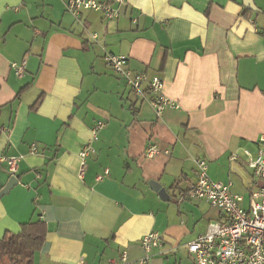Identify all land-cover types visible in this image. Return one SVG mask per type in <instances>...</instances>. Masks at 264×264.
<instances>
[{"label":"crops","instance_id":"obj_1","mask_svg":"<svg viewBox=\"0 0 264 264\" xmlns=\"http://www.w3.org/2000/svg\"><path fill=\"white\" fill-rule=\"evenodd\" d=\"M66 1L0 0V156L18 157V182L0 197V239L41 220L33 264H106L121 251L144 256L139 239L154 231L162 243L150 264H193L186 243L224 218L186 196L194 159L244 206L259 184L229 157L254 152L264 133V0H253L256 10L243 0H98L118 10L111 19L74 18ZM105 52L158 76L178 107L156 116ZM97 121L81 179L78 153ZM151 143L159 153L146 158ZM10 176L0 163V190Z\"/></svg>","mask_w":264,"mask_h":264},{"label":"built area","instance_id":"obj_2","mask_svg":"<svg viewBox=\"0 0 264 264\" xmlns=\"http://www.w3.org/2000/svg\"><path fill=\"white\" fill-rule=\"evenodd\" d=\"M115 3L125 4L126 0H113ZM65 10L74 18H78L82 11H98L105 18H115L118 10L107 1L98 0H67ZM95 37V35H93ZM103 60L106 66L125 84L135 97L145 98L156 116H161L167 108H177L175 101L163 93V82L156 75H148L144 71H133L127 66V57L105 52ZM15 72L20 75L22 66L16 67ZM104 127L103 121H97L91 129L92 138L80 149L78 176L83 179L87 156L94 152L92 141L96 134ZM254 152L243 149L241 155L232 154L230 162L239 163L249 168L253 176L259 181L257 188L249 195L248 203L243 205L242 195L231 191V183H222L210 179L207 173V161L203 157L194 159L195 180L188 185L186 196L192 200H203L211 207L220 211L223 220L209 223L204 233L186 243L187 251L193 264H264V133L257 139ZM159 153L156 144H149L145 151L146 158H153ZM18 157L0 156V163L7 171L14 175L17 170ZM108 171L105 169V173ZM101 175L96 177L100 180ZM162 243V236L158 232H149L139 239V245L144 256L132 262L125 251H121L116 258L107 260L106 264H150V251Z\"/></svg>","mask_w":264,"mask_h":264},{"label":"trees","instance_id":"obj_3","mask_svg":"<svg viewBox=\"0 0 264 264\" xmlns=\"http://www.w3.org/2000/svg\"><path fill=\"white\" fill-rule=\"evenodd\" d=\"M43 221L24 223L16 234L6 233L0 239V261L8 264H33V257L45 241Z\"/></svg>","mask_w":264,"mask_h":264},{"label":"water","instance_id":"obj_4","mask_svg":"<svg viewBox=\"0 0 264 264\" xmlns=\"http://www.w3.org/2000/svg\"><path fill=\"white\" fill-rule=\"evenodd\" d=\"M243 5L247 9L256 10L253 5V0H243ZM17 182H18V175L17 174L11 175L5 186L0 190V197L6 194L10 188H12L15 184H17ZM148 184L153 191L157 192L158 196L161 199H166V200L169 199L167 193L165 192V189L162 188L156 181H149Z\"/></svg>","mask_w":264,"mask_h":264}]
</instances>
